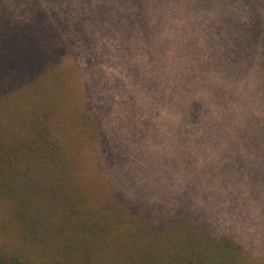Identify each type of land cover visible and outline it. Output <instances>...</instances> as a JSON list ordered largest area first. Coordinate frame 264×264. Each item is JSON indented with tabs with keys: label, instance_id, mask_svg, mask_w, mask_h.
Here are the masks:
<instances>
[{
	"label": "trees",
	"instance_id": "obj_1",
	"mask_svg": "<svg viewBox=\"0 0 264 264\" xmlns=\"http://www.w3.org/2000/svg\"><path fill=\"white\" fill-rule=\"evenodd\" d=\"M148 62L154 73L146 68L145 78ZM98 66L123 93L148 96L149 110L173 108L180 127L203 130L198 147L263 143L264 0H0V209L16 233L20 223H59L61 240L82 238L86 255H172L165 264L227 255L241 264L238 242L181 207L153 214L121 198L112 213L88 206L81 188L104 180L82 164L87 183L75 184L77 158L61 134L68 126L78 141L103 133L98 112L87 113L96 90L111 85L86 78ZM77 89L80 101L87 95L84 112L67 107Z\"/></svg>",
	"mask_w": 264,
	"mask_h": 264
},
{
	"label": "rangeland",
	"instance_id": "obj_2",
	"mask_svg": "<svg viewBox=\"0 0 264 264\" xmlns=\"http://www.w3.org/2000/svg\"><path fill=\"white\" fill-rule=\"evenodd\" d=\"M71 62L68 59L63 66L69 68ZM146 68L148 76H153L150 62L141 67L143 76L147 77ZM92 74L107 84L111 82L102 91L96 90L94 107L87 112H98L96 118L103 133L95 141L85 137L78 141L68 126V131L61 134L63 145L77 158L75 184L83 186L82 180L87 183L84 168L80 172L82 164L89 168L90 177L99 183L104 180L93 189L81 188L88 206L112 213L108 205L121 198L150 207L153 214L181 207L208 231L238 242L244 250L241 264H264V190H257L264 161L253 165L248 158L264 155V142L210 146L203 140L198 147L200 143L194 139L205 137L203 130H196L192 124L180 127L177 122L182 115L177 110H149L148 96H132L128 89L123 93L122 86L115 88L113 84L121 80L107 67L102 70L98 66L96 73L86 78ZM78 92L70 95L74 98L67 107L72 110L80 105L84 112L81 103L87 101V95L80 101ZM148 93L154 95L157 89L150 88ZM5 216V210L0 209V264H165L163 260L172 256L86 255L82 238L78 243L69 236V241L61 240L56 231L63 229L59 223L58 227L52 223L45 228L29 226V230L20 223L16 233L15 225H9ZM89 240L99 244L96 237ZM236 260L227 255H185L176 264H239Z\"/></svg>",
	"mask_w": 264,
	"mask_h": 264
},
{
	"label": "crops",
	"instance_id": "obj_3",
	"mask_svg": "<svg viewBox=\"0 0 264 264\" xmlns=\"http://www.w3.org/2000/svg\"><path fill=\"white\" fill-rule=\"evenodd\" d=\"M248 158H250L252 160L253 165L255 163L263 164V161H264V155L259 156L258 158H257V156H249ZM258 159H261V160H258ZM256 160H258V161L256 162ZM259 189L264 190V173L261 174V180H260V183H259L257 190H259ZM258 195H259V192H258Z\"/></svg>",
	"mask_w": 264,
	"mask_h": 264
}]
</instances>
